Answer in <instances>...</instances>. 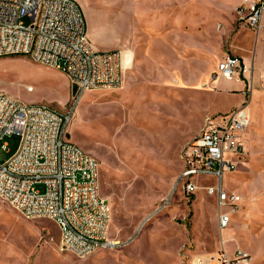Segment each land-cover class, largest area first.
I'll return each mask as SVG.
<instances>
[{
  "label": "rangeland",
  "instance_id": "374dc122",
  "mask_svg": "<svg viewBox=\"0 0 264 264\" xmlns=\"http://www.w3.org/2000/svg\"><path fill=\"white\" fill-rule=\"evenodd\" d=\"M76 1L98 50L134 55L122 87L86 90L76 103V87L61 70L15 54L0 57V93L61 112L75 107L67 135L99 162L100 193L111 205L108 238L116 244L85 256L63 252L54 219L27 218L0 198V264H197L237 251L249 264H264V109L252 114L257 92L251 110L248 105L245 152L223 181L242 197L229 227H218L215 197L206 191L214 179H196L195 194L177 186L182 150L205 117L226 113L241 99L213 76L243 24L241 0ZM246 32L234 36V50L247 46L253 32ZM197 45L207 57H196ZM18 144V135L1 141L0 159Z\"/></svg>",
  "mask_w": 264,
  "mask_h": 264
},
{
  "label": "built area",
  "instance_id": "2783aa9c",
  "mask_svg": "<svg viewBox=\"0 0 264 264\" xmlns=\"http://www.w3.org/2000/svg\"><path fill=\"white\" fill-rule=\"evenodd\" d=\"M239 6L243 24L258 30L264 0H241ZM15 54L61 70L76 87V103L86 90L121 88L129 64L121 50L96 49L76 0H0V57ZM245 71L240 57L227 55L213 76L240 78ZM248 104L245 100L226 113L207 116L181 153L177 186L186 195L195 194L196 179H214L206 191L216 198L221 230L229 227L242 200L238 192L225 189L223 181L246 149L245 133L252 123ZM74 109L61 112L46 102L25 103L0 93V142L19 136L16 151L0 159V198L27 218L54 219L59 249L85 256L116 243L108 238L111 205L100 193L99 162L67 135ZM1 147L9 152L6 143ZM169 201L163 200L154 213ZM197 264H249V258L237 251L233 257H200Z\"/></svg>",
  "mask_w": 264,
  "mask_h": 264
},
{
  "label": "crops",
  "instance_id": "0c3cea01",
  "mask_svg": "<svg viewBox=\"0 0 264 264\" xmlns=\"http://www.w3.org/2000/svg\"><path fill=\"white\" fill-rule=\"evenodd\" d=\"M242 30L247 31L246 36L248 32H253V35L251 36L250 41L247 42V46L240 47L237 50H234L235 47L232 46V39L236 34L240 33ZM197 48L198 50L195 52V55H197L196 57H207V48L204 49L202 45H197ZM208 51L210 50L208 49ZM218 51H220V55L224 53L221 47H219ZM124 54L126 55V57L129 58V64L127 68L129 70L134 65V55L128 51H125ZM227 55H235L240 57L246 66V71L243 76L244 79L242 77L227 79L222 76H218L215 79L218 80L219 88H222L227 91H238L241 94L240 101L233 107L239 106L243 101L247 99L248 96V105L250 110L254 94L257 92V97L254 100L256 107H254V111L252 112V114L254 115V112H257L260 109H264V102H261L262 98H264V16L262 19L261 27L258 30L249 29L246 24H242L237 27L233 35H230V40L225 56ZM248 93L250 94L248 95ZM227 111H229V109Z\"/></svg>",
  "mask_w": 264,
  "mask_h": 264
}]
</instances>
